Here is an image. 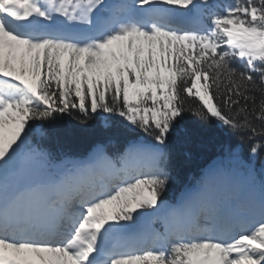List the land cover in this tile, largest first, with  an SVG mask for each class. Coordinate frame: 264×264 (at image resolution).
<instances>
[{
  "label": "snow or ice",
  "instance_id": "6c2138e0",
  "mask_svg": "<svg viewBox=\"0 0 264 264\" xmlns=\"http://www.w3.org/2000/svg\"><path fill=\"white\" fill-rule=\"evenodd\" d=\"M73 110L150 139L57 162L33 137ZM185 114L264 152V0H0V264H264V181L162 199Z\"/></svg>",
  "mask_w": 264,
  "mask_h": 264
},
{
  "label": "trees",
  "instance_id": "16d2710c",
  "mask_svg": "<svg viewBox=\"0 0 264 264\" xmlns=\"http://www.w3.org/2000/svg\"><path fill=\"white\" fill-rule=\"evenodd\" d=\"M237 66H241L239 62ZM139 139L150 138L138 129L131 128L121 117L97 113L85 122L82 114L73 110L71 114L56 115L50 124V134L45 138L34 135L33 142L51 153L60 144L67 147L69 153H79L83 157L91 153L86 148L96 142L103 143L110 151H117ZM250 146L251 142L246 137L214 118L204 122L191 114H185L180 129L171 138V180L162 198H170L196 185L216 159L240 168L254 166L255 178L261 183L264 181V152L252 157ZM234 150L239 152L240 160L234 158Z\"/></svg>",
  "mask_w": 264,
  "mask_h": 264
},
{
  "label": "rangeland",
  "instance_id": "374dc122",
  "mask_svg": "<svg viewBox=\"0 0 264 264\" xmlns=\"http://www.w3.org/2000/svg\"><path fill=\"white\" fill-rule=\"evenodd\" d=\"M111 155H114V154H111ZM214 174H216V172L214 173ZM249 178H250V175H247ZM219 179V178H218ZM207 183V182H206ZM212 184L211 183H207V185L206 184H204L203 185V187H204V193H206V195H208L209 193V186H211ZM258 188V187H257ZM255 189V192H257V190H256V188H254ZM252 193V190H249L248 191V195H250Z\"/></svg>",
  "mask_w": 264,
  "mask_h": 264
},
{
  "label": "bare ground",
  "instance_id": "6f19581e",
  "mask_svg": "<svg viewBox=\"0 0 264 264\" xmlns=\"http://www.w3.org/2000/svg\"><path fill=\"white\" fill-rule=\"evenodd\" d=\"M215 173V172H214Z\"/></svg>",
  "mask_w": 264,
  "mask_h": 264
},
{
  "label": "water",
  "instance_id": "95a60500",
  "mask_svg": "<svg viewBox=\"0 0 264 264\" xmlns=\"http://www.w3.org/2000/svg\"><path fill=\"white\" fill-rule=\"evenodd\" d=\"M166 204V203H165Z\"/></svg>",
  "mask_w": 264,
  "mask_h": 264
}]
</instances>
